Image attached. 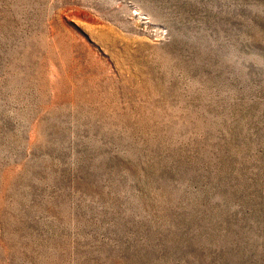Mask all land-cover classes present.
<instances>
[{"label": "rangeland", "instance_id": "1", "mask_svg": "<svg viewBox=\"0 0 264 264\" xmlns=\"http://www.w3.org/2000/svg\"><path fill=\"white\" fill-rule=\"evenodd\" d=\"M0 264H264V0H0Z\"/></svg>", "mask_w": 264, "mask_h": 264}]
</instances>
